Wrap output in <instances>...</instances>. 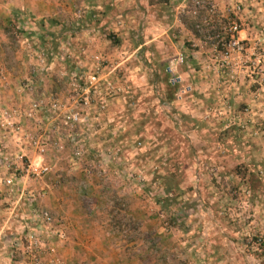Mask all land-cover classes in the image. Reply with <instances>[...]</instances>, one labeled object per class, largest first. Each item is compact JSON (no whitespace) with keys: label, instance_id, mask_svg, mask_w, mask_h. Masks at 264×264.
I'll return each instance as SVG.
<instances>
[{"label":"rangeland","instance_id":"obj_1","mask_svg":"<svg viewBox=\"0 0 264 264\" xmlns=\"http://www.w3.org/2000/svg\"><path fill=\"white\" fill-rule=\"evenodd\" d=\"M126 1L0 0L11 17L0 15V107L20 108L34 136L24 163L45 145L50 166L26 179L34 205L62 220L69 237L73 223L45 206L49 191L73 187L64 204L84 197V230L99 227L98 189L109 190L116 218L105 228L121 240V264H264V0H211L214 15L195 0H158L160 24L142 17L147 0ZM228 20L239 24L243 49L220 65ZM179 55L192 86L181 96L167 71ZM241 79L249 92L236 88ZM35 102L38 116H24ZM75 113L73 126L64 114ZM9 135L8 150L19 153L18 134ZM10 199L0 184L4 264L32 208Z\"/></svg>","mask_w":264,"mask_h":264},{"label":"built area","instance_id":"obj_2","mask_svg":"<svg viewBox=\"0 0 264 264\" xmlns=\"http://www.w3.org/2000/svg\"><path fill=\"white\" fill-rule=\"evenodd\" d=\"M195 5L210 15H214L217 12L215 4L211 0H195ZM239 31V24L234 20H228L220 24V33L229 36L227 40L223 39L221 41L222 47L219 50L220 65H231L233 63V53L242 51L243 45L241 39L238 37ZM183 62L184 56L179 55L173 58L167 67V71L171 76L170 82L177 88L179 87L178 94L179 92L185 93L190 91L192 87L190 84L184 82L181 75L180 66ZM88 80L91 84H94L98 81V77L92 73L88 75ZM179 96L181 95L179 94ZM40 108H43L41 103L35 102L31 110L24 112L23 115L35 118L38 116L37 113L41 111L39 110ZM20 114V108L0 107V129L2 133L4 132L0 137V168L5 174L3 177H0V184L6 189L13 204L16 205L30 196L27 200L32 207L27 216V221L23 223L21 229L16 231V233L13 232V247L8 254L9 264H65L59 248L69 239L66 225L62 220L57 219L49 209L36 208L33 203V200H35L32 197L33 193L31 194L26 181L28 177L38 178L49 171L50 166L43 157L45 145L38 146L40 158H28L26 163H24L23 158L27 156L26 138L28 137L32 140L34 136L31 134L26 135V131L21 125V119L18 120ZM64 117L70 121L71 125L79 120L77 113L64 114ZM11 131L18 134L17 140L21 144L19 153H13L8 150L6 138L7 136L10 137L9 132ZM23 142L25 144L22 146ZM74 153L80 155L82 151L76 147ZM47 228H49L48 231H46ZM45 231L49 236L44 235ZM17 253L20 256V260H12L13 256H16Z\"/></svg>","mask_w":264,"mask_h":264},{"label":"crops","instance_id":"obj_3","mask_svg":"<svg viewBox=\"0 0 264 264\" xmlns=\"http://www.w3.org/2000/svg\"><path fill=\"white\" fill-rule=\"evenodd\" d=\"M124 1L127 2L126 0H124ZM137 2H138V4H140L139 0H137ZM146 2L147 3L149 2L148 5H150V7H151L148 9V12H147V13H149V16H148V14H146L144 9L139 8L143 11L142 17L145 15H147V17H153L154 16V17H156V18H154L155 21L157 19L156 23L160 24L161 22H163L162 20H160V18H158L159 14H160L159 13V10H160L159 6L161 5V2H159L158 0H155V1L147 0ZM7 8H9V11H6L5 7L0 6V12H1V10L3 12L2 14L0 13V15H2V17H4V18H7L8 20H11L10 19L11 18L10 13H9L10 12V3L7 6ZM121 12H122V14L125 15V17L129 14L127 11H121ZM121 22H123V21L121 20ZM0 27H1V24H0ZM153 40H156V38L155 37L149 38L148 41H153ZM147 42H145V43H147ZM145 43H143V44H145ZM141 45L142 44H140L139 46H141ZM2 60L3 59L0 58V61H2ZM223 71H224L223 69H221V68L219 69L220 75H221V72H223ZM249 82H250L249 80L244 79V81H243L241 79L238 82V84L242 83V85L237 86L236 88H238L239 90L241 88V90L243 92L244 91L249 92V90H251L248 87L250 84ZM220 87H221L220 88L221 94H224L225 92L228 91L226 89L227 87L223 88L221 84H220ZM236 88L233 87L232 90H229V93L232 95L234 93L233 90ZM233 100L236 101L237 98H234L231 96V102ZM67 188H69V190L71 191V189L73 187L66 185V186H62V187L53 188L52 190L49 191V194L46 197L47 200L45 199V203H46L45 206H49V208H51V210L54 213L58 214L63 219H65L64 217L68 218L73 223V227H71L70 231H69L68 241L65 244H62L59 248L60 252L62 253V255L66 261V263L67 264H85L86 262H91L92 264H121V240L118 241V239L116 237L108 236L107 230H106L107 228H105L107 225L109 226L111 224L110 222L114 218H116V217H113L112 214H110V212H108L110 202H108V200L105 199L108 196V194H111V192L104 187L98 189V190H101L100 193H102L103 195L100 196L98 194L99 200H97V203H98L97 207L100 209H103L104 211L101 212L103 215L100 216L98 220L93 215V220L99 222V225H98L99 227H97V224H95L94 227L92 226V227H90V229L84 228V230H82V229L77 228L78 227L77 224H78V222L80 223V222L84 221L85 217L81 215L80 210L77 207L79 206L78 203H81L83 207L85 206L82 202V199H84V197L80 196L79 197L80 200L76 199V200H73L71 203H68V204L61 203L60 201L63 200V196H66L67 198L69 196L70 199L72 198L70 195H68L69 192H67V190H68ZM112 192H113V190H112ZM42 206L43 205H41V207ZM106 212H108V213L106 214ZM11 236L13 239L14 238L13 232L11 233ZM111 237H114V239L113 238L110 239ZM13 241H14V239L10 240L9 248H7V253L13 247V245H12ZM113 245H115V247H112ZM0 251H1V246H0ZM3 253L6 254V251L0 252V259H1L0 262H3L2 264H4L5 259H3V258L6 256V255H3Z\"/></svg>","mask_w":264,"mask_h":264},{"label":"trees","instance_id":"obj_4","mask_svg":"<svg viewBox=\"0 0 264 264\" xmlns=\"http://www.w3.org/2000/svg\"><path fill=\"white\" fill-rule=\"evenodd\" d=\"M168 87H170V86H168ZM171 88V87H170ZM172 89H170V91H171ZM173 92V91H172ZM246 176V175H245ZM250 180H252V179H250V178H248V181H250ZM170 184L168 183V182H166V183H164V186H165V189H166V193L168 194L169 192H171V191H173V188L172 187H170L169 186ZM176 192H177V190L176 189H174ZM6 235V234H5ZM9 248V247H8Z\"/></svg>","mask_w":264,"mask_h":264}]
</instances>
